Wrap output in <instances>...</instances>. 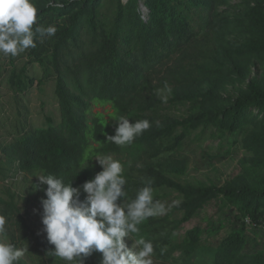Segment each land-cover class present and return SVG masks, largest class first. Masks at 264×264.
<instances>
[{
    "label": "trees",
    "instance_id": "16d2710c",
    "mask_svg": "<svg viewBox=\"0 0 264 264\" xmlns=\"http://www.w3.org/2000/svg\"><path fill=\"white\" fill-rule=\"evenodd\" d=\"M56 2L62 7L32 0L36 25H55L54 36L6 55L10 68L0 54V78L16 102L14 137L0 142V162L78 187L102 171L96 155H111L124 167L129 202L148 180L154 201L180 197L166 214L139 225L153 256L174 264H264V250H249L245 222L256 226L264 218V0ZM50 81L57 107L31 123L22 96ZM107 105L111 120L94 111ZM120 116L151 126L131 144L106 142L118 126L112 117ZM199 130L200 137L210 130L241 142L251 154L224 185L182 181ZM214 204L220 212L237 211L243 226L217 240L201 224L180 233ZM0 216L14 231L36 235L10 190L0 196Z\"/></svg>",
    "mask_w": 264,
    "mask_h": 264
},
{
    "label": "clouds",
    "instance_id": "9594fccd",
    "mask_svg": "<svg viewBox=\"0 0 264 264\" xmlns=\"http://www.w3.org/2000/svg\"><path fill=\"white\" fill-rule=\"evenodd\" d=\"M54 7H62L58 2ZM38 9L32 0H0V53L16 56L26 49L35 48L36 40L55 35V25H36ZM36 25L35 28L33 26ZM164 102L167 98L163 97ZM116 123L114 135L106 142L124 146L150 128L148 120L112 117ZM102 171L86 180L81 186L65 184L52 174L34 175L41 198L42 224L47 241L53 248L45 256L59 258L66 264H84V259L94 252L102 254L101 264H153V243L139 236V225L147 218L166 214L164 204L153 199L151 181L138 189L129 202L125 191L127 183L124 167L111 155H96ZM81 190L85 194L80 199ZM123 200L118 203V199ZM178 203V202H173ZM5 231V218L0 216V233ZM125 237L133 240L131 247ZM27 251L0 241V264H18Z\"/></svg>",
    "mask_w": 264,
    "mask_h": 264
},
{
    "label": "rangeland",
    "instance_id": "374dc122",
    "mask_svg": "<svg viewBox=\"0 0 264 264\" xmlns=\"http://www.w3.org/2000/svg\"><path fill=\"white\" fill-rule=\"evenodd\" d=\"M236 2V0H233ZM1 54V60L6 68H10L9 58ZM31 72L39 76L42 72L37 64H32ZM54 82L50 81L42 87L33 86L30 91L22 96L24 107L29 109V122L39 124L43 119L44 112L55 109L57 103L54 102ZM15 92L5 82L4 77L0 78V142L11 140L12 126L15 123ZM56 106V107H55ZM95 112H103L107 119L111 120L113 109L110 105L96 106ZM200 130L193 134V143L190 146L191 162L187 175L182 177L183 182H205L207 184L224 185L229 179L234 178L242 172V162L248 157V152L240 142L213 137L208 130L200 137ZM198 137L200 139H198ZM8 141V142H9ZM38 183L34 175H28L17 168L16 162L13 166L0 162V196L8 198V190L16 195V200L20 206L27 222L35 230V236L26 235L19 231H14L10 225H5V231L0 233V241L13 244L17 248H26L27 251L18 261L19 264H66L59 258L45 256V252L51 248L43 230L41 198L45 197L44 185L36 188ZM180 197L176 193H170L164 198L163 204L167 208L178 202ZM219 206L214 204L203 211L198 217L185 223L180 231L184 233L197 224L209 227L212 230L213 239L217 240L228 235L235 227L243 226V223L236 219L237 211L220 212ZM246 234L249 240V250L253 253L264 250V218L259 225H252L250 218L245 219ZM13 233L14 238H10L7 233ZM129 247L133 240L125 237ZM41 242V243H40ZM153 264H174L162 261L152 256ZM102 254L94 252L84 259V264H101Z\"/></svg>",
    "mask_w": 264,
    "mask_h": 264
}]
</instances>
